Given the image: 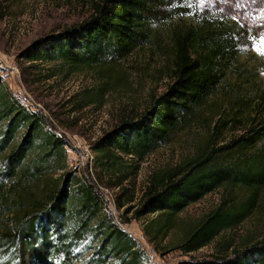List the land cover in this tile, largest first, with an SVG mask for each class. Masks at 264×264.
Masks as SVG:
<instances>
[{
	"label": "trees",
	"instance_id": "obj_1",
	"mask_svg": "<svg viewBox=\"0 0 264 264\" xmlns=\"http://www.w3.org/2000/svg\"><path fill=\"white\" fill-rule=\"evenodd\" d=\"M181 1L100 0L89 18L22 52L28 61L56 62L61 72L108 71L134 50L160 43L161 27L170 18L191 19L173 20L166 30L172 56L166 90L94 142L96 181L86 169L69 167L67 139L0 79V264H145L146 251L107 211L97 187L105 178L118 188L117 206L131 211L120 223L147 216L141 230L155 251L165 247L161 243L172 231L179 232L172 249L196 251L264 210V89L253 97L245 89L227 97L233 116L218 118L206 140L151 176L139 203L128 206L133 195L122 185L132 173L128 160L174 142L195 122L204 126L215 108L213 94L231 76L242 75L237 22L191 12ZM246 108L250 114L243 118ZM230 122L245 127L219 144ZM218 189L226 193L209 212L193 220L179 216ZM229 249L226 244L215 257L192 264H264V239L227 254Z\"/></svg>",
	"mask_w": 264,
	"mask_h": 264
},
{
	"label": "rangeland",
	"instance_id": "obj_2",
	"mask_svg": "<svg viewBox=\"0 0 264 264\" xmlns=\"http://www.w3.org/2000/svg\"><path fill=\"white\" fill-rule=\"evenodd\" d=\"M97 1L100 0H0V79L27 107L41 110L55 130L67 139L69 167L86 169L95 181L92 169L94 142L121 119L142 113L166 90L172 82V56L166 49V30L173 20L180 23L191 20L188 16L170 18L161 27L160 43L134 50L108 71L84 67L61 72L60 68H55L56 62L23 58L24 50L40 46L39 40L50 39L89 18ZM178 3L191 12L237 22L240 29H236L235 39L242 75L231 76L213 94L209 101L215 108L205 115L208 119L204 126L201 121L195 122L174 142L157 148L144 159L128 160L132 164L129 168L132 173L122 184L133 195L128 206L139 203L151 176L172 168L191 152L198 140H206L204 138L218 118L233 116L235 109L227 105V97L242 94L244 89L253 97L264 89V0H205L203 4L200 0H182ZM245 111L243 118L249 116L250 108ZM244 127L241 123L230 122L220 131L219 144L241 133ZM111 181L113 178H105L99 183L105 185L97 186L103 192L107 211L140 243L142 222L147 216L120 223L131 216V211L124 213V207L117 206L118 188ZM225 193L221 189L208 193L189 204L179 216L184 220L200 217L216 207ZM238 193L247 194L243 190H237ZM178 237V231L170 232L161 243L165 247L156 249L159 264H192L215 257L219 253L217 249L226 244L230 245L226 252L229 254L231 249L263 240L264 210L257 209L244 221L224 230L211 243L193 252L172 249ZM149 246L153 248L151 244Z\"/></svg>",
	"mask_w": 264,
	"mask_h": 264
},
{
	"label": "built area",
	"instance_id": "obj_3",
	"mask_svg": "<svg viewBox=\"0 0 264 264\" xmlns=\"http://www.w3.org/2000/svg\"><path fill=\"white\" fill-rule=\"evenodd\" d=\"M140 246L146 251L145 264H159L156 260L154 248L150 247L144 236L141 238Z\"/></svg>",
	"mask_w": 264,
	"mask_h": 264
},
{
	"label": "snow or ice",
	"instance_id": "obj_4",
	"mask_svg": "<svg viewBox=\"0 0 264 264\" xmlns=\"http://www.w3.org/2000/svg\"><path fill=\"white\" fill-rule=\"evenodd\" d=\"M207 2H211V0H207ZM200 3H205V0H200ZM237 6H239V5H237ZM234 19H235V17H234Z\"/></svg>",
	"mask_w": 264,
	"mask_h": 264
}]
</instances>
